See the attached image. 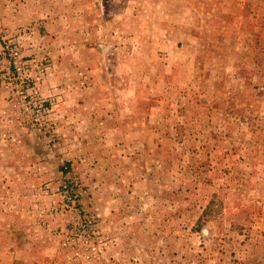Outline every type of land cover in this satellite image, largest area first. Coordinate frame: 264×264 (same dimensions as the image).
I'll return each mask as SVG.
<instances>
[{
  "label": "rangeland",
  "instance_id": "obj_1",
  "mask_svg": "<svg viewBox=\"0 0 264 264\" xmlns=\"http://www.w3.org/2000/svg\"><path fill=\"white\" fill-rule=\"evenodd\" d=\"M0 264H264V0H0Z\"/></svg>",
  "mask_w": 264,
  "mask_h": 264
}]
</instances>
